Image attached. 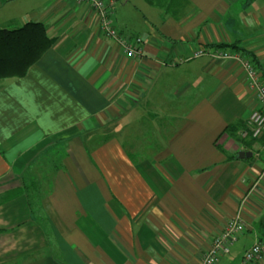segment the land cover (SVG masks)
I'll return each instance as SVG.
<instances>
[{
    "label": "crops",
    "instance_id": "crops-1",
    "mask_svg": "<svg viewBox=\"0 0 264 264\" xmlns=\"http://www.w3.org/2000/svg\"><path fill=\"white\" fill-rule=\"evenodd\" d=\"M175 6L142 34L116 7L144 40L130 59L87 5L0 0V29L40 22L54 39L0 81V264H199L236 217L264 247V136L227 130L255 100L242 67L210 55L237 46L264 76V0Z\"/></svg>",
    "mask_w": 264,
    "mask_h": 264
},
{
    "label": "built area",
    "instance_id": "built-area-1",
    "mask_svg": "<svg viewBox=\"0 0 264 264\" xmlns=\"http://www.w3.org/2000/svg\"><path fill=\"white\" fill-rule=\"evenodd\" d=\"M77 5H87L98 16L103 37L112 40L124 51L130 59L141 58L144 55V40L140 36L124 35L115 25L116 6L119 0H74ZM205 50H198L193 58L206 55ZM213 59L225 60L240 65L245 73L247 88L255 100V108L248 121V133L252 139L264 136V76L257 64L239 50H219L210 54ZM246 225L240 217L230 220L224 230L214 239L199 264H220L223 257L231 253V247L244 234ZM264 257V247L256 243L244 252L240 264H260Z\"/></svg>",
    "mask_w": 264,
    "mask_h": 264
},
{
    "label": "trees",
    "instance_id": "trees-1",
    "mask_svg": "<svg viewBox=\"0 0 264 264\" xmlns=\"http://www.w3.org/2000/svg\"><path fill=\"white\" fill-rule=\"evenodd\" d=\"M148 1L152 6L161 8L165 15H170L174 13L173 9L176 8L175 5L179 0ZM53 44L54 39L49 36L46 26L40 22H29L18 29H0V81L11 82L25 77L31 67L44 56ZM234 48L241 51L237 46ZM249 59L256 63L254 58ZM227 130L238 139L249 132L248 126L243 122L231 124ZM250 137L251 134L246 136V138ZM246 232L247 225L244 234Z\"/></svg>",
    "mask_w": 264,
    "mask_h": 264
},
{
    "label": "rangeland",
    "instance_id": "rangeland-1",
    "mask_svg": "<svg viewBox=\"0 0 264 264\" xmlns=\"http://www.w3.org/2000/svg\"><path fill=\"white\" fill-rule=\"evenodd\" d=\"M116 7L118 10V16L116 19L117 25L120 26V28L126 30L130 29L135 33L141 34L145 33L148 24H159L162 15L165 14L161 8L152 6L148 0H119ZM147 21L149 22L147 23ZM240 238L231 248V255L222 258V263L223 261L228 260L230 256H237L241 250L244 249L245 242L248 243V247L254 243L253 238H250L247 235L244 237L241 236Z\"/></svg>",
    "mask_w": 264,
    "mask_h": 264
},
{
    "label": "water",
    "instance_id": "water-1",
    "mask_svg": "<svg viewBox=\"0 0 264 264\" xmlns=\"http://www.w3.org/2000/svg\"><path fill=\"white\" fill-rule=\"evenodd\" d=\"M252 156H253V153H252V152H241V153L239 154V158H240L241 160L249 159V158H251Z\"/></svg>",
    "mask_w": 264,
    "mask_h": 264
}]
</instances>
